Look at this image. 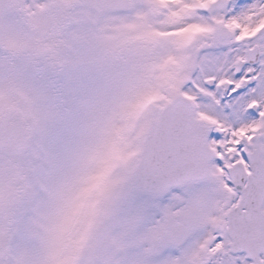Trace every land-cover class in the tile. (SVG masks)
Returning a JSON list of instances; mask_svg holds the SVG:
<instances>
[{
	"label": "snow or ice",
	"instance_id": "snow-or-ice-1",
	"mask_svg": "<svg viewBox=\"0 0 264 264\" xmlns=\"http://www.w3.org/2000/svg\"><path fill=\"white\" fill-rule=\"evenodd\" d=\"M0 264H264V0H0Z\"/></svg>",
	"mask_w": 264,
	"mask_h": 264
}]
</instances>
